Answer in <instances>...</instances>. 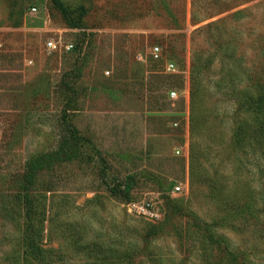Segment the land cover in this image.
<instances>
[{
    "label": "rangeland",
    "instance_id": "obj_1",
    "mask_svg": "<svg viewBox=\"0 0 264 264\" xmlns=\"http://www.w3.org/2000/svg\"><path fill=\"white\" fill-rule=\"evenodd\" d=\"M60 2L79 27L53 0H0V264H31L27 228L40 264H264V0ZM59 33L74 50L44 48ZM70 127L80 154L27 181Z\"/></svg>",
    "mask_w": 264,
    "mask_h": 264
},
{
    "label": "trees",
    "instance_id": "obj_2",
    "mask_svg": "<svg viewBox=\"0 0 264 264\" xmlns=\"http://www.w3.org/2000/svg\"><path fill=\"white\" fill-rule=\"evenodd\" d=\"M53 2L60 9L63 18L66 23L72 27H79L76 22L70 20L69 11L67 8L60 2V0H53ZM261 92L258 93L256 98H251V102L249 100V104L255 109L256 119L254 121V125L250 124V128H254L253 131L255 133V141H257L258 149L260 153L264 157V75L261 77ZM249 125V124H248ZM249 128V129H250ZM70 136L66 137L58 150L54 153L45 154L41 157L32 159L30 161L29 169L25 174V178L27 181H31L36 171L43 167V165H48L54 160L57 159H70L72 156H78L80 154V147L82 146V141L80 142V137L78 136L77 130L74 127L68 128ZM240 134L245 137H249L248 129L246 127L238 128ZM111 195L120 196L125 198L126 200L130 199L129 193L124 192L123 190L117 187L110 188ZM24 203L25 207L28 209L27 212H31V200L27 193L24 194ZM30 227V226H29ZM41 235L40 233H35L32 229H26L24 238H23V259L25 262H30L31 264H40V259L42 256V248H41ZM133 264L132 255L129 252H125L124 254L118 253L117 257L113 264Z\"/></svg>",
    "mask_w": 264,
    "mask_h": 264
},
{
    "label": "built area",
    "instance_id": "obj_3",
    "mask_svg": "<svg viewBox=\"0 0 264 264\" xmlns=\"http://www.w3.org/2000/svg\"><path fill=\"white\" fill-rule=\"evenodd\" d=\"M37 12V7L36 6H31L29 8V14H35ZM39 31H43V32H52L54 31V29L52 27H50V20L48 18V16H46L43 20V27L38 28ZM56 33V32H55ZM44 48L48 51V52H70L72 50H74L75 45L71 40H66L64 39L61 34H55L54 36H48L45 41H44ZM5 50V46L3 41L0 39V57L2 55V53ZM150 54L151 56L155 59L158 60L161 58V50L160 47L155 44L153 46H151L150 48ZM165 69L168 71H173L175 70V64L172 61H167L164 65ZM169 96L171 98H175L176 97V91L175 90H169ZM175 190H180L179 186H175L174 187Z\"/></svg>",
    "mask_w": 264,
    "mask_h": 264
}]
</instances>
